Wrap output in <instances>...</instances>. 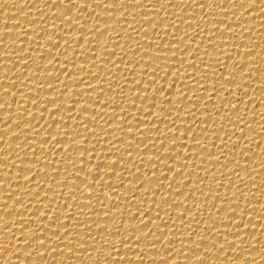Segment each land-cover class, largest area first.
<instances>
[{"label": "bare ground", "instance_id": "1", "mask_svg": "<svg viewBox=\"0 0 264 264\" xmlns=\"http://www.w3.org/2000/svg\"><path fill=\"white\" fill-rule=\"evenodd\" d=\"M0 264H264V0H0Z\"/></svg>", "mask_w": 264, "mask_h": 264}, {"label": "snow or ice", "instance_id": "2", "mask_svg": "<svg viewBox=\"0 0 264 264\" xmlns=\"http://www.w3.org/2000/svg\"><path fill=\"white\" fill-rule=\"evenodd\" d=\"M40 243L43 244V243H44V240H40ZM221 247H222V246H221ZM198 259H200V258L198 257Z\"/></svg>", "mask_w": 264, "mask_h": 264}]
</instances>
